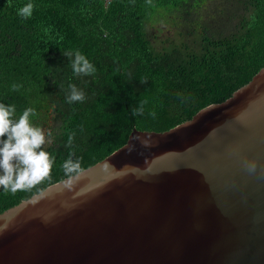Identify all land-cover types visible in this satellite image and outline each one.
Segmentation results:
<instances>
[{
    "label": "trees",
    "instance_id": "1",
    "mask_svg": "<svg viewBox=\"0 0 264 264\" xmlns=\"http://www.w3.org/2000/svg\"><path fill=\"white\" fill-rule=\"evenodd\" d=\"M0 0V101L27 107L52 132L50 176L29 191L0 189V213L122 147L133 131H165L229 98L264 67V0ZM79 50L93 76H74ZM69 83L84 102L69 104ZM13 85H19L13 90ZM143 107V115L132 108ZM155 113L153 117L150 113ZM73 136L69 145L68 137Z\"/></svg>",
    "mask_w": 264,
    "mask_h": 264
},
{
    "label": "water",
    "instance_id": "2",
    "mask_svg": "<svg viewBox=\"0 0 264 264\" xmlns=\"http://www.w3.org/2000/svg\"><path fill=\"white\" fill-rule=\"evenodd\" d=\"M0 264H264V67L1 212Z\"/></svg>",
    "mask_w": 264,
    "mask_h": 264
},
{
    "label": "clouds",
    "instance_id": "3",
    "mask_svg": "<svg viewBox=\"0 0 264 264\" xmlns=\"http://www.w3.org/2000/svg\"><path fill=\"white\" fill-rule=\"evenodd\" d=\"M34 4L28 3L17 9V15L22 20L32 17ZM68 58L74 76H93L97 69L95 65L78 49L74 52H63ZM19 85H13L18 90ZM83 90L75 84L69 83L66 100L69 104L84 102ZM16 106L0 101V189L5 192L16 193L29 191L34 186L50 176L55 157L45 150L44 145L51 143L52 132L47 133L41 126L33 123L32 117L37 116L33 107H27L18 117ZM132 115H143L142 105L132 108ZM153 117L155 113H150ZM73 136L69 135L68 143H72ZM69 157L62 164L64 175L70 183L81 172L79 159ZM250 170L255 164L249 165Z\"/></svg>",
    "mask_w": 264,
    "mask_h": 264
}]
</instances>
